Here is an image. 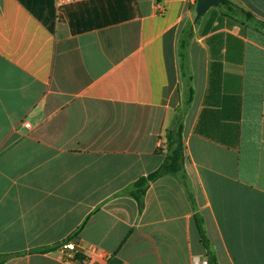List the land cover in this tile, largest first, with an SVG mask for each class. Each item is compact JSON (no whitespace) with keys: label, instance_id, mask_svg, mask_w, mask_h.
I'll use <instances>...</instances> for the list:
<instances>
[{"label":"crops","instance_id":"crops-1","mask_svg":"<svg viewBox=\"0 0 264 264\" xmlns=\"http://www.w3.org/2000/svg\"><path fill=\"white\" fill-rule=\"evenodd\" d=\"M224 1L194 21L189 0H0L1 264H72L67 240L97 264H194L198 218L218 264H264V0ZM176 120L192 203L164 176L140 210L124 190Z\"/></svg>","mask_w":264,"mask_h":264},{"label":"trees","instance_id":"trees-1","mask_svg":"<svg viewBox=\"0 0 264 264\" xmlns=\"http://www.w3.org/2000/svg\"><path fill=\"white\" fill-rule=\"evenodd\" d=\"M219 5L226 6L230 8L229 4L224 0H218ZM190 33V24L187 27L183 28L180 33V38L177 46V56L179 63L180 78L182 86L184 88V103L189 104L192 99V86H191V77L187 74V45L188 37ZM182 124L176 120L173 128L168 129L164 135V146H165V156L160 164V166L153 172L149 173L146 176L140 177L136 180L130 187L124 190V194L134 199L137 203L139 209L143 207L144 195L149 187V185L155 180L164 177L171 176L180 181L184 187L188 199L192 203V197L189 192L187 177L184 173V155H183V142H182ZM198 232L200 235V241L203 247L206 250L205 261L206 264H218L216 257L210 251V246L208 240L204 236V233L201 228V220H197ZM51 248L38 249V252H47ZM9 256L0 257V264L7 259Z\"/></svg>","mask_w":264,"mask_h":264},{"label":"built area","instance_id":"built-area-1","mask_svg":"<svg viewBox=\"0 0 264 264\" xmlns=\"http://www.w3.org/2000/svg\"><path fill=\"white\" fill-rule=\"evenodd\" d=\"M80 0H54L56 5H62ZM191 3H196V0H189ZM29 127V124H24ZM59 251L62 258L72 264H97L98 260L105 261V253L97 247L89 246L83 248L79 243L73 240L62 242L59 246ZM194 264H206V261H195Z\"/></svg>","mask_w":264,"mask_h":264},{"label":"water","instance_id":"water-1","mask_svg":"<svg viewBox=\"0 0 264 264\" xmlns=\"http://www.w3.org/2000/svg\"><path fill=\"white\" fill-rule=\"evenodd\" d=\"M218 6V0H196L194 21H196L197 18L201 16L208 8Z\"/></svg>","mask_w":264,"mask_h":264}]
</instances>
